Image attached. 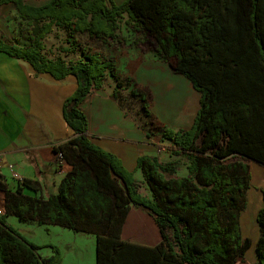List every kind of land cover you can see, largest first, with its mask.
Segmentation results:
<instances>
[{
  "label": "trees",
  "instance_id": "16d2710c",
  "mask_svg": "<svg viewBox=\"0 0 264 264\" xmlns=\"http://www.w3.org/2000/svg\"><path fill=\"white\" fill-rule=\"evenodd\" d=\"M7 4L16 7L32 30L25 47L0 37V52L28 62L38 74L48 73L57 80L75 76L78 89L64 107L66 122L76 136L55 148L63 155L61 162L72 168L57 192L44 198L39 182L22 179L14 193L0 175L6 202L0 211V264L63 263V254L55 246L53 256L42 259L40 247L8 224L11 215L96 236L97 264H237L243 260L253 241L244 238L241 227L252 179L248 163L264 165V127L255 124L262 116L256 105H264V0H124L120 4L51 0L42 6L0 0V6ZM126 16L128 24L149 38L156 55L201 95L189 129L162 130L163 140L171 142L167 149L187 158L188 175L168 179L166 174L177 173V162L164 163L159 156L138 159L136 171L142 172L151 197L141 192L135 172L119 157L91 141L89 118L82 107L95 90L104 87L108 75L118 81L120 73L114 59L90 52L75 36L121 43ZM55 28L68 32L70 49L64 50L80 49L79 61L45 55L44 41ZM232 76L246 80L240 89L225 85ZM132 95L150 117L147 94L133 90ZM241 109L250 115L242 121L245 125L234 119L244 114ZM25 188L36 196L25 195ZM134 207L156 224L160 244H133L122 238ZM257 224L256 264H264V208L257 214Z\"/></svg>",
  "mask_w": 264,
  "mask_h": 264
},
{
  "label": "crops",
  "instance_id": "0c3cea01",
  "mask_svg": "<svg viewBox=\"0 0 264 264\" xmlns=\"http://www.w3.org/2000/svg\"><path fill=\"white\" fill-rule=\"evenodd\" d=\"M50 1L25 0L32 6H42ZM30 30L32 29L20 18L13 4L0 6V37L6 43L17 47L29 46ZM235 77L225 80V85L240 89L239 85L246 80L236 81ZM107 86L109 85L106 78L104 87L101 90L97 89V92H93L86 103L84 102L90 122L91 141L101 149L119 157L125 167L132 172H136L138 159L141 156H159L162 161L163 147L160 148L161 146L152 142L151 134L138 130L134 123L121 117V104L115 97V87L113 86V90L107 95L105 93ZM77 89L78 81L75 76L57 80L48 73L38 74L28 62L0 52V162L2 164L0 175L10 191L16 193L21 187L20 180L26 179L41 184V195L44 198L57 192L59 182L72 168L58 160L55 148L76 136L66 122L64 107L66 100ZM197 97L200 101L201 95L198 91H196ZM258 104L260 106L256 105V110L262 112L264 105ZM110 107L113 108L112 112ZM115 109H118L117 112ZM240 113L244 114L234 119L237 124L245 125L246 123L242 121H247L250 115L245 109H241ZM256 116L257 119L258 115ZM248 165L252 179L251 187L247 192V208H251V215L257 220V214L264 208V165L255 161H250ZM10 166L14 167L20 179L14 176ZM23 193L36 196V193L28 188L23 189ZM5 203V194L0 191V210L4 209ZM132 210L130 213L133 214V222L137 213L153 222L140 209L134 207ZM7 222L25 239L40 247L39 254L44 260L53 256L54 246L59 247L63 254V244L72 242V238L76 237L75 232L68 228L40 225L33 220L22 221L14 215L9 216ZM252 233L255 239L251 240H256L257 243L260 238L258 224ZM123 239L130 241L126 237ZM160 241L161 237L158 244Z\"/></svg>",
  "mask_w": 264,
  "mask_h": 264
},
{
  "label": "rangeland",
  "instance_id": "374dc122",
  "mask_svg": "<svg viewBox=\"0 0 264 264\" xmlns=\"http://www.w3.org/2000/svg\"><path fill=\"white\" fill-rule=\"evenodd\" d=\"M115 1L120 4L124 0ZM127 20V16L122 20L121 25L123 27L120 35L123 42L121 43L106 44L101 40L80 33L75 37L79 45L88 48L90 52L100 53L116 62L120 73L119 79L117 81L113 76L108 75L107 84L109 86H107L105 93L107 95L111 93L114 86L115 97L121 104V117L134 123L138 130L151 134L152 142L164 149L162 151L164 163L177 162V173L174 175L166 174V177L171 179L187 176V165H189L187 158L173 155L167 149L171 142L163 140L162 130L172 128L177 131L190 128L199 109V97L196 98V91L192 83L161 60L156 55L149 38L136 31L132 25L127 23ZM68 38V32L55 28L44 41L47 44L45 55L51 59L61 57L66 61H79L82 58L80 49L74 52H65L64 50L70 49ZM133 90L147 94L150 103V117L146 116L140 100L132 95ZM85 103L82 107L86 113ZM110 110L112 112L113 108L110 107ZM117 110L115 109V112ZM261 113L260 122L255 124L257 127L263 128L264 109ZM135 178L141 185V192L147 197H151V192L148 184L144 181L142 172L136 171ZM251 214L250 207L242 212L241 227L245 238L255 239L252 232L254 228H257V220ZM133 220V214H130L124 227V238L126 237L133 243L158 244L159 231L153 222H150L140 213H137L134 222ZM75 235L76 237L72 238V242L63 244V264H97L96 236L87 233H75ZM255 241L247 251L245 258L238 261L237 264H255L257 262Z\"/></svg>",
  "mask_w": 264,
  "mask_h": 264
},
{
  "label": "built area",
  "instance_id": "2783aa9c",
  "mask_svg": "<svg viewBox=\"0 0 264 264\" xmlns=\"http://www.w3.org/2000/svg\"><path fill=\"white\" fill-rule=\"evenodd\" d=\"M58 158H59L60 161H63V155L62 154H58ZM1 166H2V164L0 162V169H1ZM10 169H11V172L14 174V176L16 178H19V175L15 172L16 170H14V167L13 166H10Z\"/></svg>",
  "mask_w": 264,
  "mask_h": 264
}]
</instances>
